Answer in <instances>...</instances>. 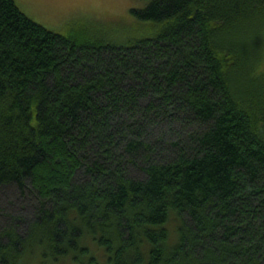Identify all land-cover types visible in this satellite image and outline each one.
Here are the masks:
<instances>
[{
    "label": "trees",
    "instance_id": "obj_1",
    "mask_svg": "<svg viewBox=\"0 0 264 264\" xmlns=\"http://www.w3.org/2000/svg\"><path fill=\"white\" fill-rule=\"evenodd\" d=\"M130 14L0 0V264H264V0Z\"/></svg>",
    "mask_w": 264,
    "mask_h": 264
},
{
    "label": "rangeland",
    "instance_id": "obj_2",
    "mask_svg": "<svg viewBox=\"0 0 264 264\" xmlns=\"http://www.w3.org/2000/svg\"><path fill=\"white\" fill-rule=\"evenodd\" d=\"M33 19L46 27L67 33L72 21L86 19L119 20L130 18L132 6H143L146 0H15ZM17 201L9 205L10 211L19 209ZM38 264H58L47 262Z\"/></svg>",
    "mask_w": 264,
    "mask_h": 264
}]
</instances>
